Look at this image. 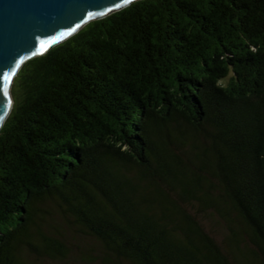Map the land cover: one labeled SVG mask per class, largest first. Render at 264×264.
<instances>
[{
    "label": "trees",
    "instance_id": "16d2710c",
    "mask_svg": "<svg viewBox=\"0 0 264 264\" xmlns=\"http://www.w3.org/2000/svg\"><path fill=\"white\" fill-rule=\"evenodd\" d=\"M11 92L0 264H264V0L136 1Z\"/></svg>",
    "mask_w": 264,
    "mask_h": 264
},
{
    "label": "water",
    "instance_id": "95a60500",
    "mask_svg": "<svg viewBox=\"0 0 264 264\" xmlns=\"http://www.w3.org/2000/svg\"><path fill=\"white\" fill-rule=\"evenodd\" d=\"M136 1L0 0V130L14 105V79L27 60Z\"/></svg>",
    "mask_w": 264,
    "mask_h": 264
},
{
    "label": "rangeland",
    "instance_id": "374dc122",
    "mask_svg": "<svg viewBox=\"0 0 264 264\" xmlns=\"http://www.w3.org/2000/svg\"><path fill=\"white\" fill-rule=\"evenodd\" d=\"M64 235V245L70 255L68 263L66 262L65 264H98L95 259L96 253H98V246L93 241H84L72 238L67 234Z\"/></svg>",
    "mask_w": 264,
    "mask_h": 264
},
{
    "label": "snow or ice",
    "instance_id": "6c2138e0",
    "mask_svg": "<svg viewBox=\"0 0 264 264\" xmlns=\"http://www.w3.org/2000/svg\"><path fill=\"white\" fill-rule=\"evenodd\" d=\"M129 2H131V0H125V3H129Z\"/></svg>",
    "mask_w": 264,
    "mask_h": 264
}]
</instances>
